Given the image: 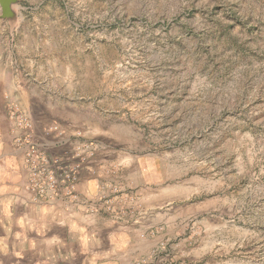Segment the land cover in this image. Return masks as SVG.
<instances>
[{"label": "rangeland", "instance_id": "obj_1", "mask_svg": "<svg viewBox=\"0 0 264 264\" xmlns=\"http://www.w3.org/2000/svg\"><path fill=\"white\" fill-rule=\"evenodd\" d=\"M12 9L11 21L0 10V75L8 65L20 93L47 95L45 107L4 108L26 147L29 190L33 179L46 186L45 169L73 171L68 195L64 184L41 195L74 198L80 169L104 159L143 197L136 209L107 203L105 214L152 218L155 246L137 264H264V0H17ZM68 147L78 163L56 157Z\"/></svg>", "mask_w": 264, "mask_h": 264}, {"label": "crops", "instance_id": "obj_2", "mask_svg": "<svg viewBox=\"0 0 264 264\" xmlns=\"http://www.w3.org/2000/svg\"><path fill=\"white\" fill-rule=\"evenodd\" d=\"M5 69V75H0V264H137L155 246L148 236L152 218L139 223L131 211L122 212V217L117 218L108 217L102 210L110 202H122L125 208L136 209L132 202L143 200L128 191L132 186L127 180L115 181L109 175L116 165H108L102 159L96 165L83 166L74 198L29 190L26 147L16 146L14 140L21 132L13 127L4 108L11 101L25 109L34 102L45 107L47 95L36 90L32 95L20 93V84L6 76L8 65ZM47 91L52 100V88ZM48 112L42 114L46 115L42 125H49ZM36 119L39 120L37 115ZM65 130L67 135L79 134ZM75 151L69 148L64 154L59 150L55 155L74 164L79 162ZM118 187L117 196L113 188L117 192ZM152 195L150 191L146 201ZM150 207L146 205L145 209Z\"/></svg>", "mask_w": 264, "mask_h": 264}, {"label": "built area", "instance_id": "obj_3", "mask_svg": "<svg viewBox=\"0 0 264 264\" xmlns=\"http://www.w3.org/2000/svg\"><path fill=\"white\" fill-rule=\"evenodd\" d=\"M18 119H19L18 121H20V124L23 127L28 128V126H29L28 118H26L25 116L20 114ZM46 168H48V167H46ZM43 172L44 173H42V175H45L46 179H47L46 186L39 179H33L31 181L32 190L35 191V193L43 194V192L46 188L51 189L53 191H56V190L62 191V189H64V188H62L63 184L66 186V188L64 189L66 191L65 194L68 195L70 193V188L72 187L71 186L72 182H74V180H75V174L73 173V171H69V172L65 171L64 177L60 176V174H58V175L52 174L51 172H48V170H46V169Z\"/></svg>", "mask_w": 264, "mask_h": 264}, {"label": "water", "instance_id": "obj_4", "mask_svg": "<svg viewBox=\"0 0 264 264\" xmlns=\"http://www.w3.org/2000/svg\"><path fill=\"white\" fill-rule=\"evenodd\" d=\"M17 4V0H0L1 18L13 20L16 16L12 7Z\"/></svg>", "mask_w": 264, "mask_h": 264}]
</instances>
